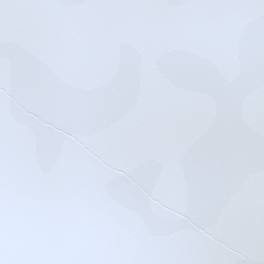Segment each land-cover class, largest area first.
I'll return each instance as SVG.
<instances>
[{
  "label": "snow or ice",
  "instance_id": "obj_1",
  "mask_svg": "<svg viewBox=\"0 0 264 264\" xmlns=\"http://www.w3.org/2000/svg\"><path fill=\"white\" fill-rule=\"evenodd\" d=\"M0 264H264V0H0Z\"/></svg>",
  "mask_w": 264,
  "mask_h": 264
}]
</instances>
